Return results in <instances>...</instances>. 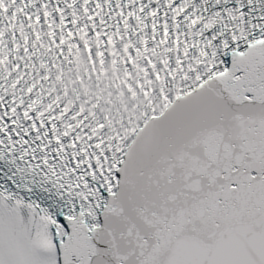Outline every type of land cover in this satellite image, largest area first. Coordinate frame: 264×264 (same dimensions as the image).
<instances>
[{
	"label": "snow or ice",
	"instance_id": "1",
	"mask_svg": "<svg viewBox=\"0 0 264 264\" xmlns=\"http://www.w3.org/2000/svg\"><path fill=\"white\" fill-rule=\"evenodd\" d=\"M0 264H264V0H0Z\"/></svg>",
	"mask_w": 264,
	"mask_h": 264
}]
</instances>
